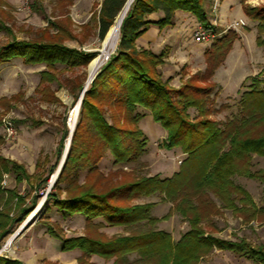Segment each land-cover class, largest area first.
<instances>
[{
    "label": "rangeland",
    "instance_id": "rangeland-1",
    "mask_svg": "<svg viewBox=\"0 0 264 264\" xmlns=\"http://www.w3.org/2000/svg\"><path fill=\"white\" fill-rule=\"evenodd\" d=\"M226 1L230 3L225 5L230 14L226 20L221 21L217 14L221 10L220 5ZM103 2L104 0H0V48L15 40L58 42L84 53L95 54L93 62L105 39L100 36L98 28L99 12ZM214 5H217L216 13L211 10ZM245 6L262 7L264 0L245 2L207 0L206 4L204 2L207 16L209 15L213 22L216 21L215 29L217 33H221L217 40L228 30H233L239 40V30H235L231 25L239 20V16L243 17V14L247 17V25L243 30H254L255 35H244L237 47L234 48L235 43L233 44L227 55L231 57L226 66L227 71L231 70L233 74L231 80L228 78L231 81L228 82V86L223 87L221 73L216 76L218 69L223 68L227 57L212 76H209L206 61V67L197 71L199 66L203 67V63L183 64L177 61V64H172L171 67L165 66V63H169L167 58L172 53L169 47L158 54L163 53L164 58L163 64L159 65L157 70L167 81L169 88L178 90L185 86H193L212 89L207 104L211 112L209 118L220 123L238 113L242 93L252 87L254 80H259L264 67V47H259L256 43V38L260 36L258 21L245 14L243 10ZM261 38H264V34ZM119 41L120 32L116 46L109 50L93 80L109 57L116 52ZM191 42L192 45H196L193 40ZM211 45L206 46L207 50ZM91 63L85 67L58 65L55 70H50L44 64H27L22 58H15L0 66V157L22 165L31 176L29 180L23 179L19 182L15 174L10 172L3 174L1 189L5 192V200L9 191L22 197V200L16 196L9 203L11 224L7 236L0 237V257L17 260L22 264H115V258L88 255L79 248L64 250L61 240L85 237L105 243L119 237H127L130 230L124 226H111L103 218L87 220L83 215L66 216L55 208L50 197L65 199L69 192L76 193L82 186L97 185L101 192H105L110 188L124 187L143 178L154 176L160 179L171 178L179 171L180 163L186 157L180 148L169 150L164 146L167 132L153 121L149 111L139 107L136 112L143 114L144 117L138 122L123 123L124 111L106 104L103 111L108 122L111 123V117L116 116L121 120V126L143 133L141 138L145 141L143 153L129 162L117 163L110 151H105L102 156L98 150L94 151L95 154L91 158L93 164L68 169L66 181L56 185V180L51 186L50 181L61 163L70 136L71 112L87 85ZM43 71H49L56 79L42 81ZM260 80L264 81L263 75ZM79 87L82 88L77 95ZM259 87H264V82ZM188 113L191 120L200 119L197 109L189 108ZM81 117L82 109L79 123ZM7 122L14 130L13 135H9L6 130ZM263 130L264 128H260L258 132ZM64 133L67 135L64 136ZM62 141L63 148L60 153L58 149ZM249 170L252 173L264 171V157L253 155ZM4 180L5 185L2 184ZM233 181L248 192L255 207L248 204L244 206L243 211L234 212L222 208L218 200L209 195V199L218 210L216 211L211 207L208 197H203L199 212L206 218L201 226L206 236L210 234L216 239L243 242L250 249L264 250V184L260 180L241 175H236ZM42 202L44 207L40 215L33 222L26 224L30 215ZM115 203L122 206L151 204V216L160 220L154 230L170 233L174 242L180 240L190 229L186 218L175 211L174 204L163 198L161 192L147 196L127 191L126 194H121ZM238 204L239 208L244 205L239 202ZM25 224L26 228L16 236ZM12 236H15L14 241L5 250L4 247ZM128 261L129 263H126L119 259L117 264H146L139 261L136 253L131 254ZM198 264L261 263L231 251L214 249Z\"/></svg>",
    "mask_w": 264,
    "mask_h": 264
},
{
    "label": "trees",
    "instance_id": "trees-1",
    "mask_svg": "<svg viewBox=\"0 0 264 264\" xmlns=\"http://www.w3.org/2000/svg\"><path fill=\"white\" fill-rule=\"evenodd\" d=\"M127 1L104 0L98 25L102 38ZM204 2L135 0L132 3L120 28L116 52L102 66L83 95L81 121L75 129L70 153L56 185L66 181L68 169L93 164L91 158L94 151L98 150L100 156L110 151L115 162L126 163L136 159L145 150L140 130H129L121 126V120L116 116L111 117V123L105 119L103 106L106 104L124 111L123 123L142 119L144 115L136 112L139 107L149 111L153 121L167 132L164 146L169 150L180 148L186 156L180 163L179 171L171 178H143L105 192H101L97 185H89L79 187L76 193L69 192L65 199L50 197L55 208L66 216L83 215L87 220L103 218L111 226H124L130 230L127 237L105 243L85 237L61 240L62 249L79 248L88 255L115 258V264L119 259L129 263V256L134 253L138 254L139 261L146 264H198L203 257L218 249L244 255L264 264V250L261 248L250 249L243 242L220 240L210 234L206 236L201 226L206 216L199 212L203 197L206 196L211 207L216 210L209 195L216 198L222 208L234 212L243 211L248 204L255 207L248 192L236 185L233 178L241 175L260 180L264 184V171L252 173L249 170L253 155L264 157V130L258 132L264 128V87H259L264 82L260 80L264 76V67L259 80H254L252 87L242 93L238 113L220 123L209 118L211 112L207 104L212 89L193 86L178 90L169 88L157 70L163 64L164 54L156 55L136 47V40L150 25L165 28L172 24L178 11L192 14L200 25L208 27L210 24ZM243 10L248 17L258 21L260 36L256 38V43L264 47V38H261L264 34V6H245ZM155 12H163V18L157 22L146 19V16ZM237 39L238 35L228 30L205 51L209 76L225 61ZM95 56L58 42L15 40L0 48V66L12 59L22 58L27 64H44L50 70H55L58 65L85 67ZM41 75L42 81L56 79L49 71H43ZM189 108L197 109L200 119L191 120ZM62 148L63 141L59 145L60 153ZM9 172L15 174L19 182L31 178L22 165L0 157V237L8 234L11 224L9 203L18 197L9 191L5 200V192L1 189L3 174ZM127 191L147 196L161 192L163 198L174 204L175 211L186 218L190 225L189 231L174 242L170 233L154 230L160 220L151 216V204L122 206L115 203ZM18 199L22 200V197ZM238 202L244 204L243 207L239 208ZM51 233L58 238L55 233ZM0 264L22 263L0 257Z\"/></svg>",
    "mask_w": 264,
    "mask_h": 264
},
{
    "label": "crops",
    "instance_id": "crops-1",
    "mask_svg": "<svg viewBox=\"0 0 264 264\" xmlns=\"http://www.w3.org/2000/svg\"><path fill=\"white\" fill-rule=\"evenodd\" d=\"M206 2L207 0L205 1V4ZM226 4L228 5L230 3H228V1H226V3L224 4L222 3L220 5L221 10L219 14H217V18L221 21L226 20L225 18L228 16V14H230V12L227 11V8H225L227 6ZM163 16V12H155L149 14L146 19L151 22H157L161 18H163ZM246 18L247 17L244 14L243 17L239 16V20H243L245 24L244 26L235 29L239 30L240 39L235 42L234 48L237 47L241 40H243V38L245 37L244 35H255L253 29H251L250 31L243 30V28L247 25ZM207 19L209 23H211L210 21H212V18L209 17V15L207 16ZM197 25H199V23L192 14L178 11L175 13L171 25L162 29L157 25H150L146 32L136 40V47L138 49L150 50L157 55L161 53L162 50H164L166 47H169L171 48L172 53L169 58H167V62L169 63H165V66L169 65L171 67L173 66L172 64H177V61H181L183 62V64L197 63L200 65L201 63H203V67L199 66L197 68V71L203 70L206 67L204 52L207 50V47L196 43L195 46L192 45L193 43L191 42L192 39L190 37L191 30ZM241 31H244L246 34H243V32ZM230 59L231 57L229 55L222 66L223 68H220L217 71L216 76H219L220 73L223 76V87L228 86V82L230 83V80L233 78L231 70L227 71L228 69L226 67L228 66V62L230 61Z\"/></svg>",
    "mask_w": 264,
    "mask_h": 264
},
{
    "label": "bare ground",
    "instance_id": "bare-ground-1",
    "mask_svg": "<svg viewBox=\"0 0 264 264\" xmlns=\"http://www.w3.org/2000/svg\"><path fill=\"white\" fill-rule=\"evenodd\" d=\"M132 2H133V0H128L126 2V4L124 5V7L120 11V13L117 15L113 25L109 28L107 34L105 35V39H104V41L102 43V47H101V50L99 51V54H98L97 58L90 65L89 78H88L86 87H88V85L90 84L91 80L95 76L97 70L99 69V67L101 66V64L105 60V58L108 56L109 50L116 46L117 41L119 40V32H120V28H121L122 22H123L124 18L126 17ZM81 109H82V106H81V103H80V100H79L77 105H76V107L71 112V116H70V120H69L70 136H69V139L67 141V145L65 147V150L63 152L61 163L58 166L57 171L55 172V174L53 175V177H52V179L50 181V185L51 186L56 182V180L58 178V175H59L60 171L62 170V168H63V166L65 164V161H66V159L68 157L71 134L73 133L74 129L76 128V124L80 120ZM43 207H44V203L42 202V203H40L38 205V207L35 209V211L30 215V217L28 218L26 224L31 223L34 220H36V218L42 212ZM14 237L12 236V237H10V239H8V242H7L6 246L4 247L5 250L8 249L11 246V244L14 241Z\"/></svg>",
    "mask_w": 264,
    "mask_h": 264
},
{
    "label": "built area",
    "instance_id": "built-area-1",
    "mask_svg": "<svg viewBox=\"0 0 264 264\" xmlns=\"http://www.w3.org/2000/svg\"><path fill=\"white\" fill-rule=\"evenodd\" d=\"M211 10L213 11V13H216L217 5L212 6ZM209 24L210 25L208 27H204L200 24L193 27V29L191 30L190 36H191L194 43L199 44V45L209 46L215 40H217V38L220 36L221 33H217V31L215 29L216 21H214V22L212 21V23H209ZM244 24L245 23L243 20H238V21H235L231 25V27L234 29H237L238 27L244 26ZM6 128H7L6 130H7L9 135L14 134V130L12 129V126L9 122H7ZM2 184L5 185L6 180H4V182Z\"/></svg>",
    "mask_w": 264,
    "mask_h": 264
},
{
    "label": "water",
    "instance_id": "water-1",
    "mask_svg": "<svg viewBox=\"0 0 264 264\" xmlns=\"http://www.w3.org/2000/svg\"><path fill=\"white\" fill-rule=\"evenodd\" d=\"M92 81H93V79L91 80V82H92ZM91 82H90V83H91ZM85 91H87V87L84 88V90L82 91L81 96H80V103H81V106H82L83 95H84ZM78 124H79V122L76 124V127H77ZM75 129H76V128H75ZM75 129H74L73 133L71 134L70 144H69L70 146H71V141H72V138H73V135H74ZM70 146H69V150H70ZM63 167H64V166H63ZM62 170H63V168H62ZM62 170H61V172H62ZM61 172H60V173H61ZM60 173H59V175H60ZM59 175H58V177H59ZM26 226H27V225H23V227H22L21 230L17 233L16 236H18L19 234H21V232L26 228Z\"/></svg>",
    "mask_w": 264,
    "mask_h": 264
}]
</instances>
